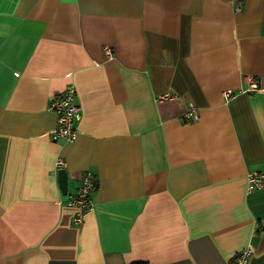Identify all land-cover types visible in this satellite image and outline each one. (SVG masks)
Returning <instances> with one entry per match:
<instances>
[{"label":"crops","instance_id":"0c3cea01","mask_svg":"<svg viewBox=\"0 0 264 264\" xmlns=\"http://www.w3.org/2000/svg\"><path fill=\"white\" fill-rule=\"evenodd\" d=\"M71 85L66 143L48 107ZM253 171L264 0H0V264H226L247 249L264 264ZM88 173L77 226L67 202Z\"/></svg>","mask_w":264,"mask_h":264},{"label":"built area","instance_id":"2783aa9c","mask_svg":"<svg viewBox=\"0 0 264 264\" xmlns=\"http://www.w3.org/2000/svg\"><path fill=\"white\" fill-rule=\"evenodd\" d=\"M106 53L110 56V49L107 48ZM247 90H255L257 84L249 78L247 81ZM231 91L224 92L226 97L231 95ZM75 89L74 86H68L60 95L53 98L49 104V111L56 115V126L51 132L53 140H62L66 143L73 142L76 139L77 131L75 123L80 119V107L74 102ZM171 93L160 94L156 97L157 102H161L168 98H173ZM195 108H191L185 115L188 119H196ZM64 161L60 158L55 163V168L62 169ZM96 183L93 180L92 174L83 176L81 185L78 188L75 197L70 198L67 202L69 206H73L76 212L73 217V223L77 226L83 224L85 216L93 211V203L91 196L95 191ZM264 188V172L253 171L248 174V191ZM251 250L247 249L244 252L238 253L233 259L226 264H248V258Z\"/></svg>","mask_w":264,"mask_h":264},{"label":"water","instance_id":"95a60500","mask_svg":"<svg viewBox=\"0 0 264 264\" xmlns=\"http://www.w3.org/2000/svg\"><path fill=\"white\" fill-rule=\"evenodd\" d=\"M58 177H59V184H60V188L63 192V194H66V188H67V173L64 169H60L59 173H58Z\"/></svg>","mask_w":264,"mask_h":264},{"label":"rangeland","instance_id":"374dc122","mask_svg":"<svg viewBox=\"0 0 264 264\" xmlns=\"http://www.w3.org/2000/svg\"><path fill=\"white\" fill-rule=\"evenodd\" d=\"M59 170V169H58ZM91 199L93 200V196H91ZM93 207H94V205H93Z\"/></svg>","mask_w":264,"mask_h":264}]
</instances>
